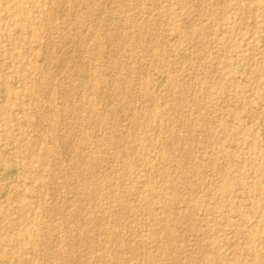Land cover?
<instances>
[{
  "label": "rangeland",
  "instance_id": "rangeland-1",
  "mask_svg": "<svg viewBox=\"0 0 264 264\" xmlns=\"http://www.w3.org/2000/svg\"><path fill=\"white\" fill-rule=\"evenodd\" d=\"M11 165L0 264H264V0H0Z\"/></svg>",
  "mask_w": 264,
  "mask_h": 264
},
{
  "label": "bare ground",
  "instance_id": "bare-ground-1",
  "mask_svg": "<svg viewBox=\"0 0 264 264\" xmlns=\"http://www.w3.org/2000/svg\"><path fill=\"white\" fill-rule=\"evenodd\" d=\"M91 1V0H90ZM64 4V3H63ZM85 7V6H84ZM85 14V13H84ZM77 34V33H76ZM79 45V44H78ZM73 46V45H72ZM80 46V45H79ZM173 48V47H172ZM109 50V49H108ZM61 52V51H60ZM230 60V58H229ZM160 78V76L158 77ZM165 78V76H164ZM163 81V80H162ZM160 85V84H159ZM162 85V83H161ZM2 90V89H1ZM3 92V91H2ZM124 103V102H123ZM72 112V111H71ZM66 122V121H65ZM249 124V122H248ZM72 133V132H71ZM64 136V135H63ZM72 138V137H71ZM72 140V139H71ZM240 140V139H238ZM232 141V140H231ZM230 141V142H231ZM62 143V142H61ZM2 147V146H1ZM4 149V148H3ZM6 152V151H5ZM8 153V152H7ZM230 153V152H229ZM6 155V154H5ZM10 156V155H9ZM229 156V155H228ZM11 158V157H10ZM10 160V159H9ZM5 167V166H4ZM1 171V170H0ZM15 167H13L12 165L7 167L2 173H0V180L3 181V187H8L10 186V184L14 181V174H15ZM8 191V190H7ZM94 191V190H93ZM5 193V192H4ZM84 203V202H83ZM226 242V241H225ZM210 259V258H209ZM207 263V262H206Z\"/></svg>",
  "mask_w": 264,
  "mask_h": 264
}]
</instances>
